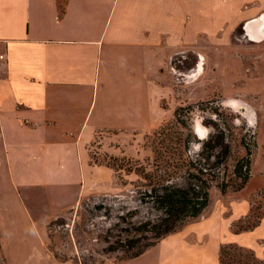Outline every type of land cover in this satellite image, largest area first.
<instances>
[{
    "label": "crops",
    "instance_id": "obj_1",
    "mask_svg": "<svg viewBox=\"0 0 264 264\" xmlns=\"http://www.w3.org/2000/svg\"><path fill=\"white\" fill-rule=\"evenodd\" d=\"M186 6L0 0V264H72L48 251L45 230L82 201L116 195L113 172L90 151L156 127V89L202 31L196 19L188 28ZM252 6L229 33L241 25L248 42L262 44L264 2ZM155 248L118 264L170 263Z\"/></svg>",
    "mask_w": 264,
    "mask_h": 264
},
{
    "label": "rangeland",
    "instance_id": "obj_2",
    "mask_svg": "<svg viewBox=\"0 0 264 264\" xmlns=\"http://www.w3.org/2000/svg\"><path fill=\"white\" fill-rule=\"evenodd\" d=\"M184 1L188 28L196 19L202 31L188 36L156 89L160 119L153 130L122 137L113 149L112 142L92 147L91 162L113 172L117 193L82 201L48 224L46 246L59 262H124L121 251L103 252L105 240L115 242L118 217L137 212L138 221L149 212L140 199L150 179L181 182L184 160L170 155L173 149H185L193 161L199 153L212 156L206 145L217 147L220 139L229 156L210 159L216 180L207 207L163 238L155 254L168 264H264V226L258 230L264 220V43L248 42L241 25L229 33L231 19L241 22L255 13L253 3L264 0ZM246 150L249 174L241 184L233 170Z\"/></svg>",
    "mask_w": 264,
    "mask_h": 264
},
{
    "label": "trees",
    "instance_id": "obj_3",
    "mask_svg": "<svg viewBox=\"0 0 264 264\" xmlns=\"http://www.w3.org/2000/svg\"><path fill=\"white\" fill-rule=\"evenodd\" d=\"M213 137H211L210 141ZM208 146L212 152L209 156L200 153L191 161L185 149H173L170 155L181 157L184 173L181 182H170L167 179L154 181L150 179L149 190L140 199V204L149 212L138 221L137 212H130L118 217L114 230L117 231L115 242L105 240L107 244L103 252L109 254L121 251L125 261L140 257L154 248L163 238L176 232L188 219L198 217L208 204L210 186L216 180L214 172L209 168L213 163L211 157L228 158L229 147L218 139L217 147ZM250 152L238 160L233 174L244 184L248 178ZM245 170V173H242ZM144 174V179L145 178ZM223 189V187L221 188Z\"/></svg>",
    "mask_w": 264,
    "mask_h": 264
}]
</instances>
